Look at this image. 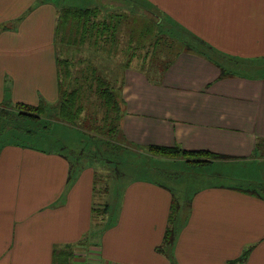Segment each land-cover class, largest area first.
<instances>
[{"label": "crops", "instance_id": "1", "mask_svg": "<svg viewBox=\"0 0 264 264\" xmlns=\"http://www.w3.org/2000/svg\"><path fill=\"white\" fill-rule=\"evenodd\" d=\"M110 3L116 12L148 10L146 4L187 44L214 54L181 50L162 82L133 65L124 70L127 151L160 161L149 145L206 150L216 159L207 165L219 166L214 174L264 185V0ZM58 13L53 2L0 0V101L58 100ZM76 163L71 172V161L56 151L16 145L0 151V264H56L57 254L65 264L66 250L69 264H229L248 247L240 264H264L263 194L238 184L198 188L174 242L166 244L175 195L163 183L148 171L125 183L116 179L109 211L96 219L95 167ZM239 163L254 169L225 171Z\"/></svg>", "mask_w": 264, "mask_h": 264}, {"label": "rangeland", "instance_id": "2", "mask_svg": "<svg viewBox=\"0 0 264 264\" xmlns=\"http://www.w3.org/2000/svg\"><path fill=\"white\" fill-rule=\"evenodd\" d=\"M69 1L72 5L74 4L82 7L98 5L102 7L104 11L107 10V13L100 12L98 14V18H100V20L110 19L112 16L111 13H113V10L107 9L110 7L109 3L111 0ZM114 1L115 0H113V2ZM113 2L110 4H114ZM105 6L106 9L104 8ZM145 6L148 8V10L146 8L140 7L136 9L135 6L132 12L127 10H117L118 13H115L118 14L117 18L120 19L119 24L121 25L120 31L118 33V47L120 48L118 53L113 51H110L109 53L107 51L94 52L90 39H86L83 46L81 45L80 48H77L76 45H72L70 48L64 49V52L61 43V34L58 39L56 37L57 53L61 57H71V61L74 65H72L70 68L72 74L70 78L67 79L64 87H67V84L69 83L72 84V87L73 85L83 84L81 78L77 79V70L85 67H97L99 69L97 72L102 73L106 80H108L111 85L115 87V90L117 89L118 93H120L119 100L122 102L120 111L123 114L124 99L122 97L123 87H121V83L122 74L126 69L123 67V64L127 62L126 60L130 58V55L133 57V60L131 61V65H133V67L145 72L149 79H159L160 82H162L163 74L167 70L169 63L174 61L175 53L184 49H193L199 51L198 47H200L210 55H214L201 45L198 46L192 44L190 48H187L188 44L185 43L186 41L183 38L184 34L178 32L174 25L167 23V21L165 27L166 29L160 28L157 24L159 15L155 12L149 11L152 9H150V7H148L146 4ZM145 24L146 26H150V30H147L142 36L141 33ZM133 26L137 27V33H132ZM133 37L135 38L134 40H132ZM132 46H137V49H133ZM135 51H138L141 54H138ZM93 54H96V56H92ZM91 57L93 58L92 61ZM240 69L241 68L236 67L233 70L241 71ZM93 81L94 84L92 85L90 81H87L86 84L84 83V92L82 98L84 109L81 120L79 121L81 125L80 127H84V123L82 121L85 119L89 121L90 125L94 126L106 123L107 108L104 106L99 95L96 93L97 83L95 80ZM87 126L88 127L86 130L89 131L90 134L96 135V133H93V130L90 128V126ZM81 131L82 130L79 129V132ZM79 132L77 130L75 131L62 126L58 127L56 132H53L54 135L51 137L53 142L48 143L47 141H43L39 144V146L41 149H52L58 153H60L61 149L63 148V154L69 161H71V172H74L75 168H77L76 166L78 163H76V161L79 160V158H81L84 163L85 161L87 163H90L91 161L94 164L93 166L95 167L96 172L95 179L97 180L96 184L98 192H96V199L98 202H100L102 192L105 200H107V198H112L113 183L116 179L118 182L123 179L122 181L125 183L126 181L137 176L139 177L146 175V171L150 172V175L154 180H158L163 183L171 191V193L175 195V215L172 221L176 226L181 225V220L183 218L186 219V217L189 215L191 196L198 188L214 183L222 185H243V182H246L238 178L233 179L228 175L218 176L214 174L219 166H198L197 164H189L184 159L174 158H169L166 160L164 159L165 161H163V157L159 156L155 158H159L160 161H152L150 157H146L144 155L135 156L131 153L126 154L129 159L127 162L122 163V166L117 167L119 168L120 172L116 173L115 162L116 160L119 161L120 158L123 157V149L120 150L121 146L123 147V143L122 145L120 143V146H117V144H115L116 146L113 144L109 146L107 145L106 152L101 153V150L97 145H94L93 142L88 141V137ZM98 136L100 137V134ZM92 143L93 145H91ZM260 159L264 161V157ZM152 166L159 167V171L156 172V170H149V168ZM232 167L234 170H231L230 167H225V171L228 174H239L242 171L244 173H249L254 169L251 167L250 163L244 165L243 163L234 164ZM122 173H125L123 177ZM247 176L250 178L249 174H247ZM258 192L264 195V190L258 188ZM106 203H108V201ZM178 216L182 217V219ZM58 259L61 260L60 255L57 254L56 264H61ZM65 259L69 260L67 256Z\"/></svg>", "mask_w": 264, "mask_h": 264}, {"label": "trees", "instance_id": "3", "mask_svg": "<svg viewBox=\"0 0 264 264\" xmlns=\"http://www.w3.org/2000/svg\"><path fill=\"white\" fill-rule=\"evenodd\" d=\"M45 1L56 3L59 8L58 21L55 30V43H57L56 37L58 39L61 34L63 50L70 48L72 45H76L77 48H80L81 45L83 46L86 39H90L94 52H119L118 33L121 25L119 24L120 19L117 18L118 14H115L118 12L113 11L110 19L100 20V18H98V14L100 12L107 13V10L104 11V9L98 5L82 7L74 4L72 5L69 0H39V2ZM158 17L157 24L160 28L166 29V23L163 18H161V16ZM132 28V33H137V27L133 26ZM147 30H150V26H146L145 24L142 29V36ZM134 39L135 38L133 37L132 40ZM190 46L191 44H188L187 48H190ZM136 47L137 46H132L133 49ZM138 54L141 53L138 52ZM179 54L180 51L175 53L176 56ZM92 56H96V54H93ZM92 59L93 58L91 57V61ZM132 60L133 57L130 55V58L126 60L127 62L123 64V67H130ZM173 62L174 61H171L169 63L168 68ZM72 65L73 62L71 61V57H61L57 53L59 98L56 102L41 100L38 104H31L22 101L14 102L10 99L0 101V151L8 145L41 149L39 144L43 141L52 143L53 141L51 137L54 135L53 132H56V129L61 126L75 131L77 130L78 132L79 129L82 130L79 133H83V135L88 137V141L97 145L100 148L101 153L106 152L107 145L117 144V146H120V143L122 145L121 141L122 138H124V135L121 131V120L123 115L120 111L122 103L119 100L120 93H118L117 89L115 90V87H113V85L106 80L102 73L97 72L99 69L97 67L93 68L92 65V67H85L77 70V79L81 78L83 84L73 85L72 87V84L69 83L67 84V87H64L67 79H69L72 74L70 69ZM93 80L97 83L96 93L99 95L102 103L107 108L106 123L94 126L90 125L89 121L85 119L82 121L84 123V127H80L81 125L79 121L81 120L84 109L82 104L84 83L86 84L87 81H90L92 85L94 84ZM87 125L90 126L93 133H96V135L90 134V132L86 130L88 127ZM99 134L100 137L98 136ZM93 143L91 145H93ZM62 149L60 151L61 154H63ZM121 149H123V157L120 158L119 161L116 160L115 170L118 166H120V164L127 162L129 159L126 154L130 153L127 151L130 147H126L123 144V147L121 146L120 150ZM41 150L54 151L52 149ZM146 150L159 157L184 159L187 163L194 165L197 164L198 166H206L216 160L214 159L215 155L213 156L210 151L206 150H185L178 146L155 144L149 145ZM90 164L94 165L91 161ZM96 183L97 180L95 179V205H93V213H95L94 217L98 219L109 211V204L106 203L107 200L104 199L103 192L100 197V202L97 201ZM244 184L238 187H240V190L245 192L248 191L254 194H260L258 192V188L264 190V185H256L254 183ZM174 204L175 198L173 199L171 205L169 225L165 232L164 241L166 244L174 242L175 235L180 227V225H174L172 221L175 215ZM178 217L182 219V217ZM251 251L252 247L246 248L238 258L231 260L229 264L243 263L248 258ZM64 252L65 257L67 256L70 260L69 261L64 258L65 264H69L71 262L72 252L70 250H66Z\"/></svg>", "mask_w": 264, "mask_h": 264}]
</instances>
